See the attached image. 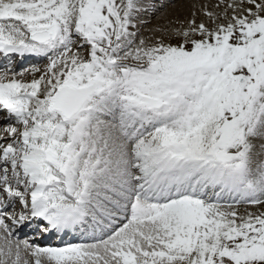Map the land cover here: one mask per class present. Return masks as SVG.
<instances>
[{"label": "snow or ice", "instance_id": "6c2138e0", "mask_svg": "<svg viewBox=\"0 0 264 264\" xmlns=\"http://www.w3.org/2000/svg\"><path fill=\"white\" fill-rule=\"evenodd\" d=\"M163 8L0 0V264H264V0Z\"/></svg>", "mask_w": 264, "mask_h": 264}, {"label": "rangeland", "instance_id": "374dc122", "mask_svg": "<svg viewBox=\"0 0 264 264\" xmlns=\"http://www.w3.org/2000/svg\"><path fill=\"white\" fill-rule=\"evenodd\" d=\"M175 2H177V0H157V3L158 4H163L164 8L161 9V11H159L156 15L148 17V19L151 21V23L148 24L147 27L150 28L153 25H155L156 23L160 22V20H161V18L163 16H165L166 14H168V13H170L172 11V4L175 3ZM166 12H168V13H166ZM44 63H45V61H43L42 59L37 60L35 62H32V64H36L35 66H42ZM4 66H8V64H6ZM16 66H14V64L11 63V67L13 69H16ZM24 66H26V65H24ZM26 67H29V66H26Z\"/></svg>", "mask_w": 264, "mask_h": 264}, {"label": "bare ground", "instance_id": "6f19581e", "mask_svg": "<svg viewBox=\"0 0 264 264\" xmlns=\"http://www.w3.org/2000/svg\"><path fill=\"white\" fill-rule=\"evenodd\" d=\"M171 10V9H170ZM168 11V10H167ZM166 13H168V12H166ZM13 61H15V58L11 61V62H13ZM32 61H34V60H32ZM5 63H8L9 61L8 60H5L4 61ZM36 64H33V66H35ZM23 66V65H22ZM17 67V70H25V69H29V68H31V67H33V66H29V67H25V68H23V67ZM3 124V121L1 120V123H0V125H2Z\"/></svg>", "mask_w": 264, "mask_h": 264}]
</instances>
